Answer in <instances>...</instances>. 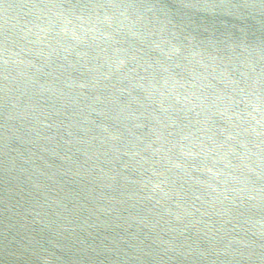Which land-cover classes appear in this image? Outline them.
Listing matches in <instances>:
<instances>
[{"label":"water","instance_id":"95a60500","mask_svg":"<svg viewBox=\"0 0 264 264\" xmlns=\"http://www.w3.org/2000/svg\"><path fill=\"white\" fill-rule=\"evenodd\" d=\"M0 264H264V0H0Z\"/></svg>","mask_w":264,"mask_h":264}]
</instances>
